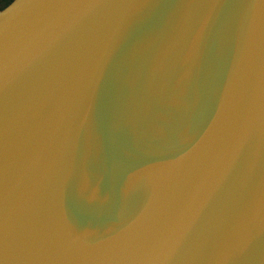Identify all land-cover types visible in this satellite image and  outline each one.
Wrapping results in <instances>:
<instances>
[{
  "label": "water",
  "instance_id": "water-1",
  "mask_svg": "<svg viewBox=\"0 0 264 264\" xmlns=\"http://www.w3.org/2000/svg\"><path fill=\"white\" fill-rule=\"evenodd\" d=\"M13 2L0 264H264V0Z\"/></svg>",
  "mask_w": 264,
  "mask_h": 264
},
{
  "label": "trees",
  "instance_id": "trees-1",
  "mask_svg": "<svg viewBox=\"0 0 264 264\" xmlns=\"http://www.w3.org/2000/svg\"><path fill=\"white\" fill-rule=\"evenodd\" d=\"M5 0H0V2H2V4H3V2H4ZM5 2H13V0H7V1H5ZM13 5V4H12ZM12 5L11 6H8V4H5L4 6H3V8L1 9V11L2 12H4V10H8L9 8H11L12 7ZM13 8V7H12ZM6 14H3L2 16L4 17ZM56 52H59V51H56Z\"/></svg>",
  "mask_w": 264,
  "mask_h": 264
},
{
  "label": "flooded vegetation",
  "instance_id": "flooded-vegetation-1",
  "mask_svg": "<svg viewBox=\"0 0 264 264\" xmlns=\"http://www.w3.org/2000/svg\"><path fill=\"white\" fill-rule=\"evenodd\" d=\"M13 3H14V2H11V3H10V2H5V1L3 2L2 5H1V3H0V12H2L1 9L3 8V6H4L5 4H8V6H11Z\"/></svg>",
  "mask_w": 264,
  "mask_h": 264
}]
</instances>
